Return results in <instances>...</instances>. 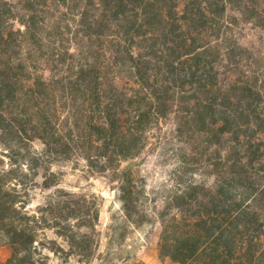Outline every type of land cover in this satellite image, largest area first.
I'll use <instances>...</instances> for the list:
<instances>
[{
	"label": "trees",
	"instance_id": "trees-1",
	"mask_svg": "<svg viewBox=\"0 0 264 264\" xmlns=\"http://www.w3.org/2000/svg\"><path fill=\"white\" fill-rule=\"evenodd\" d=\"M230 11L264 27L259 0H0V264H146L126 229L152 221L161 261L264 264V60ZM156 138L175 156L162 209L122 169ZM70 161L116 193L104 252L98 196L32 208Z\"/></svg>",
	"mask_w": 264,
	"mask_h": 264
},
{
	"label": "rangeland",
	"instance_id": "rangeland-1",
	"mask_svg": "<svg viewBox=\"0 0 264 264\" xmlns=\"http://www.w3.org/2000/svg\"><path fill=\"white\" fill-rule=\"evenodd\" d=\"M260 8L264 14V0H259ZM230 14L239 17V23L235 28V34L241 44L249 48L256 57L264 60V27L258 23L247 19L238 11H230ZM263 63V62H262ZM264 66V63L262 64ZM35 147L41 149L43 144L41 141L35 142ZM168 148H171L169 146ZM172 149V148H171ZM4 147L0 144V161L5 164L8 159L3 155ZM175 162V156L172 151L166 152V149L160 146V140L154 139L150 142L138 157L124 162L122 169L129 168L135 175L143 177L147 181V188L150 193L151 200H157L159 209L164 207V201L161 196L173 184L171 169ZM52 171L61 175L60 184L51 189H46L40 186L33 191L34 202L32 208L42 204L46 197L53 194L56 189L61 188L75 193H87L96 195L101 203V216L98 230L100 232V252L106 250L107 242H119L112 240V223H121L123 215L119 210V202L116 199V193L112 189L108 178L99 174H91L86 167L85 162H80L77 165L76 161L57 162L53 164ZM41 175L38 182L42 183L44 178V169L40 171ZM153 207V204H150ZM113 218V221H112ZM127 240L131 242L137 250L138 257L146 264H176L167 259L161 261L159 257V241L161 234V225L159 222H147L141 228L126 229ZM50 238H56L54 233H49ZM114 239V238H113ZM12 255L10 246L4 244L0 246V260L6 262ZM57 260L53 258L52 264H57ZM93 264H106L96 259ZM113 264H120L118 262Z\"/></svg>",
	"mask_w": 264,
	"mask_h": 264
}]
</instances>
